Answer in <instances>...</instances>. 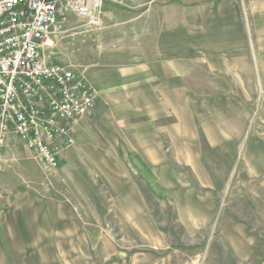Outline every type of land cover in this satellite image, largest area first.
<instances>
[{
  "label": "rangeland",
  "instance_id": "obj_1",
  "mask_svg": "<svg viewBox=\"0 0 264 264\" xmlns=\"http://www.w3.org/2000/svg\"><path fill=\"white\" fill-rule=\"evenodd\" d=\"M135 4H170L172 13L182 6L188 15L199 7L207 16L216 4H239L253 55L249 88L240 91L243 130L217 146L200 139L201 151L187 153L184 166L173 153L169 163L148 162L135 151L131 126L122 152H95L99 138L90 130L87 152L65 157L57 171L14 139L0 164V264H264V64L257 56L264 0L108 1L99 26L70 20L53 60L82 72L99 50L128 44L129 25L116 19L129 18Z\"/></svg>",
  "mask_w": 264,
  "mask_h": 264
},
{
  "label": "crops",
  "instance_id": "obj_2",
  "mask_svg": "<svg viewBox=\"0 0 264 264\" xmlns=\"http://www.w3.org/2000/svg\"><path fill=\"white\" fill-rule=\"evenodd\" d=\"M238 6L216 4L207 16L199 7L188 15L182 6L172 13L170 4H135L129 18L116 19L129 25L123 37L130 42L99 50L81 72L95 91L94 110L77 121L75 143L62 154L60 165L65 157L87 152L90 130L99 138L91 142L95 152H122L124 130L131 126L135 151L146 154L148 162L169 163L166 154L173 153L183 166L187 153L201 151L200 139L217 146L238 128L242 131L240 91L249 88L253 55ZM263 19L258 27L260 66ZM20 150L27 154L24 146ZM5 226L3 222L7 232ZM4 247L11 248V242L4 240Z\"/></svg>",
  "mask_w": 264,
  "mask_h": 264
},
{
  "label": "built area",
  "instance_id": "obj_3",
  "mask_svg": "<svg viewBox=\"0 0 264 264\" xmlns=\"http://www.w3.org/2000/svg\"><path fill=\"white\" fill-rule=\"evenodd\" d=\"M108 1L118 3L0 0V164L16 139L44 168H59L75 143L77 121L93 112L96 94L81 72L53 60L54 41L73 18L99 26Z\"/></svg>",
  "mask_w": 264,
  "mask_h": 264
}]
</instances>
